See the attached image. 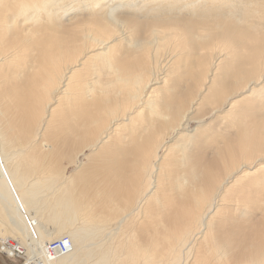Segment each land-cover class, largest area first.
Wrapping results in <instances>:
<instances>
[{"label":"bare ground","instance_id":"bare-ground-1","mask_svg":"<svg viewBox=\"0 0 264 264\" xmlns=\"http://www.w3.org/2000/svg\"><path fill=\"white\" fill-rule=\"evenodd\" d=\"M257 18L264 0H0V247L23 253L11 259L264 264ZM31 189L50 201L25 222L14 195ZM103 230L117 245L92 248Z\"/></svg>","mask_w":264,"mask_h":264},{"label":"rangeland","instance_id":"rangeland-1","mask_svg":"<svg viewBox=\"0 0 264 264\" xmlns=\"http://www.w3.org/2000/svg\"><path fill=\"white\" fill-rule=\"evenodd\" d=\"M139 9H141V7L139 6ZM154 9H151V10H147V11H145V10H141L142 12H147V13H150L151 11H153ZM257 20H259V21H261V22H263L258 28H257V30L255 31V32H257L259 35H260V37H263L264 36V34H261L263 31H264V18H257ZM230 25L229 24H226V21L223 23V29L224 30H222V33L223 34H228V33H230ZM239 28H241L242 30H245V29H247V28H244V27H242V26H240L239 25ZM225 29H227V30H225ZM231 37H233V35H231ZM6 181H8L7 180V178L5 179ZM33 190L31 189V190H27V191H24V190H21L20 192H19V194H18V196L17 195H14L15 196V198H18V197H21V199L24 201V203H25V205H24V207L22 206V204L19 202V207L21 208V211L23 212V217H24V220H25V222L27 221V219H28V217H30L31 219H33L35 216H33L34 214V212H33V210L34 211H36V210H39L40 211V214H43L44 212H43V208H44V206L45 205H48L49 204V202L48 201H50V199H45L46 197H48L49 196V191L47 190V189H43V190H39L38 192H37V194L35 195V194H33V192H32ZM30 205V206H29ZM33 206V208H30V207H32ZM35 208V209H34ZM31 209H32V211H31ZM28 212V213H27ZM33 212V213H32ZM25 213H27V214H30V216H26L25 215ZM80 223H79V221L74 225V226H68V227H66V228H62V227H60V229H63L62 231V233L58 236V237H60V236H63V235H68V233H69V231L71 230V232L73 231V230H75V227L76 226H78ZM120 225H122L121 223H120ZM120 225H119V223H116L114 226H113V228H116L117 230H116V234H117V232H119L120 231ZM49 227L50 228H56L54 225H49ZM4 232V231H3ZM103 233H104V235H105V237H104V239L101 241V242H99V241H96V243L95 244H93L91 247L92 248H95V247H100V248H104V246H106L105 244H106V242L108 241V243H110V244H113V246L115 247V245H117V244H115V240H116V234L115 235H112V234H110L109 235V237L107 236V234H109L107 231H105V230H103L102 231ZM7 234V233H6ZM9 235V234H8ZM68 237L70 238V240H71V237L68 235ZM110 238H113V242L110 240ZM53 238H51V239H49L48 238V241H50V240H52ZM55 239V238H54ZM111 241V242H110ZM118 246H120V245H118ZM21 263V261L20 260H18V259H10V258H8V257H6V256H4V255H2V254H0V264H20Z\"/></svg>","mask_w":264,"mask_h":264},{"label":"built area","instance_id":"built-area-1","mask_svg":"<svg viewBox=\"0 0 264 264\" xmlns=\"http://www.w3.org/2000/svg\"><path fill=\"white\" fill-rule=\"evenodd\" d=\"M70 246H71V242L67 239L57 240V241L53 242L52 244H50L48 255H49V257H51V255L53 254L51 252H53L56 248L60 247L62 250H65L67 247L69 248ZM13 250H14V254H10L8 251H5L4 247H2V248L0 247V254L4 255L10 259L12 257H18L19 256L18 253H20L19 250L16 248H14ZM20 254H23V253H20ZM29 264H31V263L29 262Z\"/></svg>","mask_w":264,"mask_h":264}]
</instances>
